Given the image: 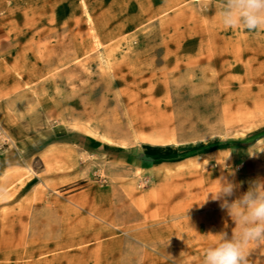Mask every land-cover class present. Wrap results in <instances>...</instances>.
<instances>
[{
    "label": "rangeland",
    "instance_id": "rangeland-1",
    "mask_svg": "<svg viewBox=\"0 0 264 264\" xmlns=\"http://www.w3.org/2000/svg\"><path fill=\"white\" fill-rule=\"evenodd\" d=\"M220 10L0 0V264H202L239 232L204 201L264 172V30L225 28Z\"/></svg>",
    "mask_w": 264,
    "mask_h": 264
},
{
    "label": "clouds",
    "instance_id": "clouds-1",
    "mask_svg": "<svg viewBox=\"0 0 264 264\" xmlns=\"http://www.w3.org/2000/svg\"><path fill=\"white\" fill-rule=\"evenodd\" d=\"M220 22L229 29L264 30V0H221ZM238 188L225 179L204 201L209 194L212 200L221 201L239 232L230 238L227 233L218 234L219 242L205 249L202 264H248L249 245H264V182H251L246 192L230 201Z\"/></svg>",
    "mask_w": 264,
    "mask_h": 264
},
{
    "label": "crops",
    "instance_id": "crops-1",
    "mask_svg": "<svg viewBox=\"0 0 264 264\" xmlns=\"http://www.w3.org/2000/svg\"><path fill=\"white\" fill-rule=\"evenodd\" d=\"M6 32L4 30H0V52L1 50L4 48V46L7 45L8 43V36H6L5 34ZM0 67H1V59H0ZM4 76L2 75V71L0 69V82L1 80H4ZM3 97H1V92H0V100L3 101L2 99ZM0 101V124L2 125V127L4 125L8 126L9 123V120L7 119V110H8V103L7 102H1ZM9 135V134H8ZM10 139H12V137L9 135ZM259 141H256V143H258ZM250 144L249 143H241L239 145H237V147H235V150L237 151V153L241 152V153H244L245 154V151H250L249 150V146ZM241 162L242 163H245L247 161V164L249 163L248 161H250V163H253L254 159L251 158V157H241ZM249 167V165H247V168ZM257 179L259 181H262L264 182V172H261L260 175L257 177Z\"/></svg>",
    "mask_w": 264,
    "mask_h": 264
},
{
    "label": "built area",
    "instance_id": "built-area-1",
    "mask_svg": "<svg viewBox=\"0 0 264 264\" xmlns=\"http://www.w3.org/2000/svg\"><path fill=\"white\" fill-rule=\"evenodd\" d=\"M11 144V140L8 136V134L5 132L4 128L0 124V151L3 148L8 147Z\"/></svg>",
    "mask_w": 264,
    "mask_h": 264
}]
</instances>
